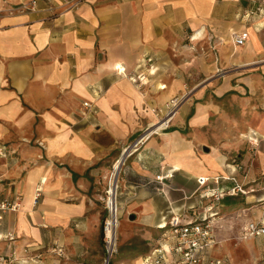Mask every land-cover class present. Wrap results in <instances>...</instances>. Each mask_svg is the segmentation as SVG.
<instances>
[{
	"label": "crops",
	"instance_id": "1",
	"mask_svg": "<svg viewBox=\"0 0 264 264\" xmlns=\"http://www.w3.org/2000/svg\"><path fill=\"white\" fill-rule=\"evenodd\" d=\"M19 1L0 0V198L20 193L23 210L3 215L0 250L31 247L32 256L20 264H99L98 203L90 178L105 172L122 140L149 127L154 111H165L184 91V77L160 69L192 58L190 46L201 38L192 39L197 29L223 40L216 48L226 63L264 58V0H85L75 9L40 0L35 10L10 11ZM243 30L245 42L235 45L232 33ZM116 63L124 73H117ZM259 68L230 74L219 85L205 83L194 92L195 102L180 107L165 129L126 156L122 203L152 240L149 250L165 243L162 226L173 214L189 221L192 211L203 213L209 200L200 196L196 180L205 176L213 189H256L220 199L214 208L216 243L208 254L247 264L234 241L250 249L254 264L264 251V235L242 237L243 222L261 213L253 204L264 195V119L249 126L258 147L242 152L225 133L213 142L206 126L212 98L242 89L253 94L258 86L264 97V63ZM157 82L167 87L157 90ZM252 115L258 117L255 108ZM215 176L218 183L211 180ZM40 182L41 197L32 207ZM6 232L13 233V242L2 237ZM44 241L52 246L49 255L36 249ZM55 245L63 248L62 257L52 252ZM21 249L17 257L25 255Z\"/></svg>",
	"mask_w": 264,
	"mask_h": 264
},
{
	"label": "rangeland",
	"instance_id": "2",
	"mask_svg": "<svg viewBox=\"0 0 264 264\" xmlns=\"http://www.w3.org/2000/svg\"><path fill=\"white\" fill-rule=\"evenodd\" d=\"M202 35L203 36H201L200 40L198 39L199 42L191 44L190 46L191 47L190 51L194 52L192 58L185 57L184 64L183 63H179V64L171 63L168 65L165 64L160 69V71L163 72L164 75H168V76L179 75L181 77H184V82H185L184 91H182L181 94L172 98V99L177 98L178 99L177 103L174 106H171L172 102L171 100H169L168 103L165 105L166 107L171 106L174 109L171 116H173L178 110H180V107H183L184 105H188V103L195 102L196 99L193 97L194 92L198 90L201 86H203L205 83L211 81L214 82L213 83L214 85L215 84L219 85L220 82L224 81L225 78L229 77L230 74L236 76L241 73H246V74L254 73L255 71H259L260 65L264 63V58L257 59L247 64L245 63L242 64L237 62L226 63L225 60L220 58L218 54V49L216 48L218 44L223 43V40L220 39V37H216V36L211 37L207 32L206 33L204 32V34ZM184 40H186V38ZM231 41H232V35H231ZM137 83L140 84L141 81L138 79ZM231 83L233 85L235 84L237 85L238 80L233 79ZM141 86L142 85H140V87ZM261 91L262 88L258 86L255 88L253 94H250L249 92L245 94L244 89H242L241 92H239V90L235 91L234 93L227 92L221 98L218 97L212 98L215 106L208 116L209 120L206 126H208L209 136L211 137V140L213 142L219 143V141L221 140V138L225 133L228 140L235 141L237 139L239 141L238 144L239 148L237 151L242 152V151H246L247 149L256 150V148L258 147L257 146L258 143L255 142L254 139H252V136L255 137V135L253 134L249 126L251 124L253 125V123H256L258 120L260 121L261 119H264V110H263L264 106L261 105V101L263 100L264 97L261 94ZM247 98H250L251 100ZM246 100H249V102ZM165 106H163L164 109L166 108ZM253 108H255L258 111V117H254L252 115ZM166 110L167 109H165V111L164 110L159 111V109H157L156 111H154L156 117L152 123H157L167 119ZM168 121L166 122L164 128H162L161 130L167 127ZM148 128H150V126L140 131L132 138L122 140L120 142V149H118L116 153H114L112 157L109 159V161H107L108 163L106 165L105 172H101L98 175H95L94 177L90 178L92 183L91 189H93L92 192L95 193L96 201L98 203L97 212L99 218L98 221L94 224V226L96 231L95 234L99 235L98 247L99 250L101 251V256H100L101 259L104 256V236H105L104 226L109 216V210L106 207L104 198L106 195L108 181L111 176L113 162L115 161V159L121 156L122 150L124 148L129 147L134 142H136L137 138L140 135H142V133H145V131ZM230 131H232L234 134H231ZM241 135H249V136L242 137ZM125 161H126V157L120 165V170L117 172V187H116L115 199L118 207L117 218L119 220L120 225L116 233V240L114 247L115 250L112 253V256L108 264H134L135 258L138 255L140 256L145 252H147L149 250L148 248L151 247L152 245L149 243L152 242V240H148L149 238H146L144 236L143 227L140 224L135 223L133 219H130L129 211L125 208V206L122 203L125 199H123L121 194L123 190L121 177H122V168L125 164ZM89 240L91 241V237H89ZM29 242H31V240ZM251 243L253 245L254 252H256V250H258L256 242H251ZM14 244L16 243L14 242ZM42 244L45 245L40 246L36 249H40L39 251L44 255H49L50 248L52 246L49 245V242L47 241H44ZM247 244L250 245V242H248ZM91 245L92 243L90 242V245L88 246L90 252H92L91 250H93V247ZM231 245L233 247H236V249H238V251L240 252V255H238V257H241L242 258L241 260L245 259V261H248L247 264L249 263L251 264L255 260L254 259L255 257L251 259L250 256L251 252L248 247H244V245H241L234 241H232ZM1 246H3L2 243H0V248ZM34 246L35 245H33V247ZM3 248H5V246H3ZM13 248H15V251L18 250L19 248L21 249V247H17L16 245ZM30 248L31 247L27 246L25 251L24 250L25 247H22L21 250L24 251L25 255L22 254L23 257H17V258L19 260H22L28 256H32L30 253H27L30 252ZM0 251L2 252L3 249H1ZM91 255L92 254H90V256ZM233 256L235 257V255ZM230 258L232 259V255ZM232 261L234 263L233 259Z\"/></svg>",
	"mask_w": 264,
	"mask_h": 264
},
{
	"label": "built area",
	"instance_id": "3",
	"mask_svg": "<svg viewBox=\"0 0 264 264\" xmlns=\"http://www.w3.org/2000/svg\"><path fill=\"white\" fill-rule=\"evenodd\" d=\"M40 0H20L16 5L12 6L10 11L24 12L28 10H35L37 8V2ZM47 3L57 1L65 9H75L81 5L85 0H43ZM248 36L247 31L235 32L232 34V40L235 45H242ZM117 73H124L117 70ZM178 99H173L171 106L177 103ZM84 105H88V102H84ZM170 106V105H168ZM166 107L167 116L172 114L174 109L172 107ZM173 109V110H172ZM143 134L140 135L136 142L129 146V153L138 147L144 139ZM135 145V146H134ZM134 146L132 150H130ZM125 149V148H124ZM123 149V150H124ZM128 153V154H129ZM198 177L197 183L201 187L202 191L200 196L204 199H208L209 203L204 206L203 213L196 216L192 211L194 217L189 221H182L180 215L173 214L166 223L163 224L165 243L153 247L149 252L141 258V264H230V261L226 257L210 256L208 250L216 243L215 239V217L218 212L214 210L220 199L225 196L234 195H247L256 191L255 187L243 186L236 184L228 189H213L207 182L208 178ZM161 176H157V180H161ZM212 182L218 183L219 177H212ZM42 193V183H38L34 188V193L31 199V206L36 207ZM21 207V195L20 193H14L11 197L0 198V223L3 219V215L8 211H17ZM253 207L261 211L258 219H246L242 226V237H251L264 235V195L257 197ZM106 223L104 226V231ZM9 242H13L15 237L13 233L6 232L3 236ZM116 240V239H115ZM115 241H111L110 237L104 236V256L99 264H108L109 260L114 252ZM26 251V247L24 249ZM52 252L57 256L62 257L64 255L63 248L55 245L52 248ZM174 254V260H170L167 257L168 254ZM20 261L16 256L15 248H11L10 252L4 253L0 251V264H20ZM86 264V263H78ZM254 264H264V251L256 259Z\"/></svg>",
	"mask_w": 264,
	"mask_h": 264
},
{
	"label": "bare ground",
	"instance_id": "4",
	"mask_svg": "<svg viewBox=\"0 0 264 264\" xmlns=\"http://www.w3.org/2000/svg\"><path fill=\"white\" fill-rule=\"evenodd\" d=\"M203 31H204L203 27H200L199 29H197L193 33L192 39L200 38L202 36ZM251 38L256 43V37L254 36V34H251ZM224 41H228V40L226 39ZM114 68L116 70H119V71H122V69H124L123 66L121 64H118V63L114 64ZM166 87H167V85H163L162 82H157L156 83V89L157 90H159L160 88H166ZM170 100L172 102L173 99H170ZM171 117H172L171 113H169L168 116H167V119H165L164 121H160V122H157V123H151L150 124V128H148L145 131V133L143 134V137L144 138H148L152 133H155V132L161 130L162 128H164L166 122L168 120H170ZM241 136L246 137V136H249V135H241ZM134 146H132V148L130 150H132L134 148ZM123 159L124 158H121L119 156L113 162L111 176H110L109 181H108V186H107V189H106V195H105V198H104L105 199V203H106V207L109 210V216H108V218L106 220L105 231H106V236L110 237L112 242L115 241V239H116L117 229H118V227L120 225L119 220L117 218L118 207H117V203H116V199H115V194H116V187H117V171H118L119 166L121 165ZM218 159H220V163L223 162V158L222 157H219ZM203 177H204V179H206L205 176H203ZM20 210H23V208H20ZM140 261H141L140 257H137L134 260V263L135 264H139Z\"/></svg>",
	"mask_w": 264,
	"mask_h": 264
},
{
	"label": "water",
	"instance_id": "5",
	"mask_svg": "<svg viewBox=\"0 0 264 264\" xmlns=\"http://www.w3.org/2000/svg\"><path fill=\"white\" fill-rule=\"evenodd\" d=\"M129 148H130V147H126V148L122 151L121 156H120L121 158H124V159H125V157H126V156L128 155V153H129ZM124 159H123V160H124ZM123 160H122V162H123ZM119 170H120V166H119L118 171H119ZM118 171H117V172H118Z\"/></svg>",
	"mask_w": 264,
	"mask_h": 264
}]
</instances>
